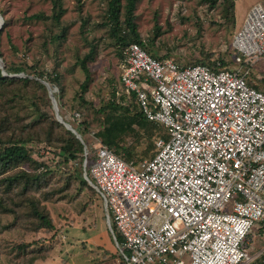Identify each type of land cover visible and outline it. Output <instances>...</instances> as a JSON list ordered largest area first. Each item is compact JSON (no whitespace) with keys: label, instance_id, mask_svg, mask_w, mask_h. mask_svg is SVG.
<instances>
[{"label":"built area","instance_id":"obj_1","mask_svg":"<svg viewBox=\"0 0 264 264\" xmlns=\"http://www.w3.org/2000/svg\"><path fill=\"white\" fill-rule=\"evenodd\" d=\"M231 51L232 67L213 69L157 59L139 43L124 49L122 96H135L169 137L140 167L100 142L89 173L85 161L118 264H254L264 255L250 248L264 227V90L250 83L263 79L262 3L250 7Z\"/></svg>","mask_w":264,"mask_h":264},{"label":"rangeland","instance_id":"obj_2","mask_svg":"<svg viewBox=\"0 0 264 264\" xmlns=\"http://www.w3.org/2000/svg\"><path fill=\"white\" fill-rule=\"evenodd\" d=\"M122 2L124 16L126 0ZM231 2L235 6L232 10ZM256 2L264 5V0H140L135 22L140 36L160 57L187 65L223 53L231 55L232 40L241 24L239 19ZM60 8L63 15L57 24L52 16ZM107 8L108 0H0V13L6 24L1 31L0 52L5 71L16 78H33L34 70L59 77L54 91L60 114L76 125L86 123L84 141L92 150L99 142L106 145L102 134L109 122L126 112L99 111L109 101L138 111L134 101L122 99V58L109 27L104 25ZM39 13L50 18L29 19ZM59 34L63 37L53 40ZM91 49L94 56L87 61L90 81L86 91H82L86 74L80 62ZM261 68L264 70V65ZM0 74L3 75L1 69ZM30 90L15 84L0 94V123L2 118H8L18 124L15 132L10 131L3 138L23 136L28 126L25 133L32 131L38 140L28 146L33 163L13 166L8 176L21 170L43 174L38 184L29 185L27 192L24 183L11 187L0 184V264H118V247L105 219L102 201L89 184L84 168L87 147L83 159L60 163L61 157L55 154L61 144L49 143L52 126L43 125L45 120L40 116L46 111L45 106L40 111L35 109L34 91ZM46 91L49 96L47 88ZM51 108L50 116L58 122L52 104ZM76 113L81 114L78 120ZM111 113L113 117L108 122ZM134 128L121 136L119 150L123 157L131 152V160L140 167L141 161L154 156L157 138L165 130L158 126L155 147L150 149L144 130ZM58 137V132L52 134L53 140ZM80 173L88 185L82 183ZM34 210L50 221V227L34 215ZM250 245L251 253L261 252L264 227L254 228ZM36 258L39 259L34 261ZM259 260L264 262V255Z\"/></svg>","mask_w":264,"mask_h":264},{"label":"trees","instance_id":"obj_3","mask_svg":"<svg viewBox=\"0 0 264 264\" xmlns=\"http://www.w3.org/2000/svg\"><path fill=\"white\" fill-rule=\"evenodd\" d=\"M140 0H126L125 5V14L123 16L122 14V8H123V2L122 0H108V8H107V22L104 24L105 26H108L110 29V35L113 41L115 42L117 48L120 50V57L123 58V51L124 49L129 46L132 43H139L142 46L145 47V49L155 58L157 59H165V57H160L157 50L150 47L148 44L147 46L143 44V38L140 36L137 24L135 22L136 16H135V10L137 3ZM205 2H208L210 0H202ZM55 5H58V2H55ZM234 4L231 2L230 9H234ZM1 14V13H0ZM63 15V11L60 8L59 12L52 16V18L57 22V24H60L61 17ZM2 16V14H1ZM122 16L124 19L122 20ZM50 17L46 16L44 13L35 14L29 17L30 20H39V21H45L48 20ZM6 24H4L5 26ZM3 26V28H4ZM2 28V30H3ZM2 30H0V52H1V34ZM63 37V34L55 35L53 37V40L60 39ZM1 58L4 62V57L2 53H0ZM94 56V49H91V51L85 56V58L80 62V66L84 73L86 74V80L81 85V90L86 91L89 81H90V69L87 65V61L90 58H93ZM217 62H221L222 66L230 69L233 64L232 56L229 53H223L217 58H210L205 60L196 61L192 64H204L208 65L209 67L216 69ZM16 70V69H13ZM7 71L10 73L12 70L7 69ZM34 76L31 77H24V78H16V77H10V76H3L0 74V94L3 93L4 88L17 84L21 87H29L31 90L34 91V100L33 104L35 106V109L37 111H40L41 106H45V112L40 114L42 118H44L43 125L52 126V131L49 134V143L52 145V143H59L61 144L59 150H57L55 156L61 157L62 161L60 163L67 164L71 161H77L80 158H84V153L86 150V133H87V125L85 122L76 125L69 121L64 115L63 119L71 124L73 128H75L79 134H81L83 141H80L75 134H73L70 130H68L63 124L60 122H57L55 120H52V117L50 116L49 109L51 108V99L47 94L46 86L43 84V81L48 82L53 88L54 85H58L60 83L59 77H54L52 74H49L45 71H37L34 70ZM256 76H253L250 83L255 86L257 89H260L261 87L257 84L255 85L253 81H255ZM264 79L258 80V82H262ZM263 83V82H262ZM42 93L41 96L37 95V93ZM36 95V96H35ZM83 99V98H82ZM126 100L124 97L122 98ZM130 101H134L135 105L138 108V111H132L130 106H124L120 103H118L115 100L109 101L104 107H102L99 111L106 112L108 110H111L112 112H118V110L126 111L123 115L117 116L115 120L110 123V119L113 117V114L111 113L108 116V122L110 126L106 129V131L102 134L103 139L106 143V146L113 149L117 156L121 157L126 162L132 161L133 158L131 152L127 151L126 156L123 157L120 153V146L118 141H120L121 136L126 134L127 132L134 131V126H138L139 129L144 130V134L146 136V139L149 142L150 149H154L155 147V135L158 130V126L153 122H150L147 120V118L144 116L143 112L141 111L138 103L135 100V96L131 98ZM48 108V111H47ZM36 111V110H35ZM60 113H62V110L60 109ZM81 115V114H80ZM2 123H0V184H7V186L11 187L14 184L17 183H24V190L27 192L30 187L29 185H35L40 182L42 179L43 174H36V173H30L27 170H21L19 172H16L15 174H12L8 176L11 168L14 166H18L20 164H26L29 165L30 163H33V157L31 154V151L29 150V145L35 142L36 136L32 134V131H29L25 133V131L28 129L23 130V136H10L7 139H4L3 136L7 135V133L15 132L16 127L18 124L17 122L13 123L8 118H2ZM161 127V126H160ZM163 128V127H162ZM164 129V128H163ZM165 130V129H164ZM58 132V138L56 140L52 139V134ZM167 134L165 131V134L159 138L167 139ZM157 138V139H159ZM156 139V140H157ZM38 141V140H37ZM88 155L86 156L88 160V173H89V167L92 165L96 158L95 150H92L87 147ZM86 151V152H87ZM154 156L150 159H153ZM146 159V160H150ZM144 161V160H143ZM141 161V162H143ZM42 166V165H41ZM90 177V176H89ZM79 178L81 179L82 183L84 185H88V181H86L83 177V174H79ZM90 184V182H89ZM97 193V192H96ZM98 194V193H97ZM99 196V195H98ZM102 201V200H101ZM103 204V202H102ZM104 208V207H103ZM34 215L37 216L41 221L45 223L48 227H50V221L47 220V218L38 210H34ZM106 219V216H105ZM52 227V226H51ZM117 241L119 243L122 242V238L116 233ZM39 259V258H38ZM37 258L34 259V261L38 260ZM257 264H262L261 260L256 262Z\"/></svg>","mask_w":264,"mask_h":264},{"label":"water","instance_id":"obj_4","mask_svg":"<svg viewBox=\"0 0 264 264\" xmlns=\"http://www.w3.org/2000/svg\"><path fill=\"white\" fill-rule=\"evenodd\" d=\"M4 24H5V20H4V18L0 14V30H2ZM0 69L3 72V76H9L7 74V72L5 71V64H4L3 59L1 58V56H0ZM43 84L46 86V88L48 90V93H49V96L51 98L52 105H53V108H54V111H55V115H56V118H57L58 122H60L61 124H63L68 130H70L73 134H75L76 137L80 141L84 142L81 134H79V132L75 128H73V126L71 124L67 123L63 119V117L61 116L59 104H58L57 99L55 97V92L56 91H54L53 87L48 82L43 81Z\"/></svg>","mask_w":264,"mask_h":264},{"label":"crops","instance_id":"obj_5","mask_svg":"<svg viewBox=\"0 0 264 264\" xmlns=\"http://www.w3.org/2000/svg\"><path fill=\"white\" fill-rule=\"evenodd\" d=\"M252 6V5H251ZM250 6V7H251ZM250 9V8H249ZM249 9L247 10V11H244L245 13H243L242 15H241V18L239 19L240 21L239 22H241V24L240 25H238V28H240L241 26H242V24H243V22H244V19H245V17H246V15H247V13H248V11H249ZM263 79H264V70H263ZM256 80V79H255ZM263 82V83H262ZM261 83L260 82H258V80L256 81V83H254L255 85H259L261 88L260 89H263L264 90V80L262 81ZM257 228H261V226H258Z\"/></svg>","mask_w":264,"mask_h":264},{"label":"bare ground","instance_id":"obj_6","mask_svg":"<svg viewBox=\"0 0 264 264\" xmlns=\"http://www.w3.org/2000/svg\"><path fill=\"white\" fill-rule=\"evenodd\" d=\"M54 89V88H53Z\"/></svg>","mask_w":264,"mask_h":264}]
</instances>
